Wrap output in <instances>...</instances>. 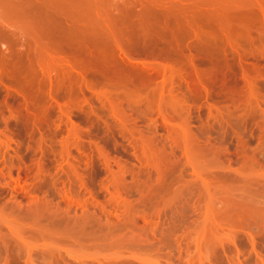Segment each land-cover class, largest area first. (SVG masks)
I'll use <instances>...</instances> for the list:
<instances>
[{"label": "rangeland", "instance_id": "obj_1", "mask_svg": "<svg viewBox=\"0 0 264 264\" xmlns=\"http://www.w3.org/2000/svg\"><path fill=\"white\" fill-rule=\"evenodd\" d=\"M171 1L166 3L171 5ZM176 1L174 4H177ZM193 1L198 0H178V8L172 5L174 9H170L173 12L168 10L169 5L165 13H161L165 7H161V12L160 9L149 10L152 16L146 11V18L142 11L136 13V8L141 10L139 5L135 8V15L139 16H133V20L130 17L134 12L129 9L131 14L127 13L131 8L126 5L128 0H0V17L6 18L13 26L29 20L36 39L43 41L40 45L37 42L32 50L36 53H27L30 57L22 54L23 57L18 58L20 62L18 60L14 72L12 67L6 66V62V65L3 64L0 54V69L3 67L0 70V264H264V34L250 35L247 33L249 30L244 28L243 34L238 30L241 36L237 33L240 40L238 37L236 42L234 37L237 35L223 32L229 40V35L232 36V43L235 42L232 44L230 40L228 43V39H223L224 35L219 32L218 22L216 36L217 26L213 27L215 19L219 21L226 15L220 21L223 24L226 18H229L226 21L234 23L236 20L231 19L234 17L241 18L240 21L243 17L248 18L245 21L251 20L250 13L246 15L250 6L244 9V4L250 0H232L237 1L234 4L236 9L238 4L244 7V12L239 7L242 12L233 17L228 13L232 1L226 0V5L230 3V8H227L226 5L222 7L223 0H218L222 4L210 0L213 2L211 5L206 3L208 0H202L205 3H201V8L196 5L197 8L203 11L208 5L224 15L219 14L220 19L218 15H213L217 18L213 20L212 17L213 22L209 21L212 11L208 7L209 13L207 10L204 12L209 17L205 15L207 23H204L211 29L210 33L215 29V33L212 31L214 37L208 36L207 29H203L202 33L196 30L194 34L187 22H196L195 17L187 18H191L188 4L192 3L195 7ZM77 2L80 7L84 5L87 8L86 11L81 7L78 12L91 13L86 15L83 12L86 16L81 13L82 17L79 12L82 19L76 25L65 18L71 10H76L79 6ZM122 3L127 10L122 5L119 9ZM179 3L189 7L188 12L185 7L180 8ZM203 5L206 6L202 8ZM97 6L103 7L102 11ZM220 7H226L231 18ZM110 9L114 12L111 14L116 27L119 23L128 34L129 28L134 34L133 28L137 29L140 24L138 30L143 27L148 31L147 19H158L159 22L166 17L169 21L172 16V21L178 25V31L174 28L177 31V46H182L180 53L183 51L184 55L194 59L195 68L205 69L204 72L209 70L210 78L214 72L217 73L207 81L213 83L211 91L206 96H196L191 92V85V89L189 86L186 88L189 82L179 76L180 82L176 79V84L169 85L171 88L165 85L169 91H165V86L161 89L153 85L152 92L151 85L149 89L146 87L147 90L145 86L139 87V82H142L139 71L132 70L135 75L139 73L140 79L132 77V72L131 83L123 78L126 75L129 78L130 71L127 70L124 74L129 72L123 76L125 70L119 66L120 71L123 70L121 78L116 72L118 65L114 59H111L114 60L111 69L115 68V77L112 72L109 73L112 77L108 74L111 70L107 69L108 65L103 68L104 61L101 60L103 64L98 66V58L93 60L95 64L92 60L88 63L87 58L84 60L87 65L86 62L83 65L91 68L88 70L86 67L88 71L83 65L81 68L84 71L80 67L76 71L73 69L75 72L83 71V75L76 78L79 72L73 75L72 70L73 79H69L71 76L64 77L68 71L63 73L67 68L63 70L61 67L64 64L61 63H67L64 61L68 55L54 50L69 51L76 43L71 45L75 35V41L80 43L86 38L94 39L85 26L89 24L90 15H96L110 26L113 21L109 18L113 16H106ZM123 9L130 16L125 18ZM197 10L196 13L193 11V16L201 14L197 12L202 11ZM235 10H231L232 13H236ZM183 12L188 14H185V23L182 22ZM140 15L143 21H140ZM199 15L198 19H202L203 15L201 18ZM255 17L252 19L254 25L252 20L250 22L252 27L256 25L257 28L259 22L255 24ZM240 21L237 19L236 22ZM245 21L242 23L246 26L250 24ZM210 22L213 24L209 25ZM236 24L237 27L235 24L234 27L237 29ZM138 30L134 35L127 34L131 42V35L135 37V42L142 36L137 35L141 32ZM204 30L209 33L207 39ZM246 33L253 36L251 38L259 36L260 39L251 40ZM97 36L94 35V40H100L94 44L97 47L107 46L105 39ZM1 37V50L6 51L10 43L7 39L10 38ZM91 39L93 47L88 43L86 45L96 48ZM180 39L184 40L183 43ZM168 40L163 43H168ZM135 42L138 44L136 49L144 44ZM161 42L160 48L163 46L168 51L171 44H166V47ZM44 44L52 47L59 56L49 54L50 47H42ZM173 47L169 52L175 48L178 52L179 48ZM52 49L50 52H53ZM106 50L101 52L106 53ZM139 50L142 51L141 47ZM44 51L50 55L47 54V59ZM138 54L135 56H143ZM61 55H66L65 59ZM49 57L58 60L55 61L58 62L56 66L61 61L62 66L59 64L60 67L53 68V71L54 59ZM139 58L135 61L138 62ZM49 62L53 63L52 67ZM56 68H61L63 74ZM246 73L253 79L249 80ZM116 75L122 83L117 82ZM133 83L138 89L135 85L136 88L132 87ZM155 88H159L157 93L161 95L162 90L164 94L159 97ZM234 88L236 90L232 91ZM229 90L236 96H232ZM246 90L250 94L247 95ZM237 91L243 96L240 93L238 96ZM223 92L225 96L221 95Z\"/></svg>", "mask_w": 264, "mask_h": 264}, {"label": "bare ground", "instance_id": "obj_2", "mask_svg": "<svg viewBox=\"0 0 264 264\" xmlns=\"http://www.w3.org/2000/svg\"><path fill=\"white\" fill-rule=\"evenodd\" d=\"M2 2L4 1V2H6V0H1ZM163 2H161V1H159V0H128V2H127V4H126V2H123L124 4H126L127 5V7L128 6H131V8L129 7L128 8V10H127V7L125 6H123V3L122 4H120V7H119V4L117 5L118 7H119V9H121L122 7H121V5L123 6V8L124 9H126L127 10V13H129V14H131V12H134V14L132 13V15H131V17L130 18H132L133 19V16H136V15H138V14H136L135 15V8L136 7H138L139 5L141 6V10L139 9V8H136V13H138L139 11H142L143 12V17L144 18H146L145 17V15H147V14H145L144 12H146V11H148V14H150L151 13V11L152 10H156V9H160V12H161V10H163V9H161V7H165V9H164V11H162L161 13H165V11H167V6L169 5V4H167L166 2H168V3H170V1L171 0H167L166 2H164V0H162ZM173 1V4H171V5H169L170 7H169V9L168 10H170L171 8H173L174 9V6L176 7L177 6V4H178V0L176 1V3L177 4H174V2H175V0H172ZM172 1H171V3H172ZM181 1V0H180ZM183 1V0H182ZM186 1H188V0H186ZM202 1V0H201ZM205 1V0H204ZM204 1H202V2H200V0H198V1H193V3H194V5H195V7H192L193 5H191L192 3H189V2H187V4L191 7V18L190 17H188L187 15L188 14H186V12H188V8H187V6L185 7V6H183L184 4H182L181 3V5H180V3H179V7L181 8V6H183V8L185 7L186 9H185V11L186 12H183L184 13V19H185V17L187 16V18H189V19H192V17H195V21L196 22H193V20H191V21H189V20H187V22L189 23V25L188 26H190L189 28L191 29V30H193V33L197 30H199V31H201V33L203 32V29H207L208 30V32L210 33V30L211 29H209V27H207V26H205V23H207L205 20H207L206 18H208L209 16V18L211 19L212 17H213V15H218L217 17L219 18V14L221 15V14H223V12H220L219 14L217 13V12H219V11H217V9L215 10V9H210V7L207 5H203L202 6V8L204 7V6H206V9H205V7L203 8L204 10L202 11V9H199V8H197L198 6L201 8V6L200 5H202L203 4V2ZM207 1V0H206ZM205 1V2H206ZM208 1H210V0H208ZM206 2V3H208V4H212L213 2ZM213 1H215V0H213ZM224 1V3L222 4V3H220L221 2V0H220V2L217 0L216 2H218L217 4H222V7H223V5L225 6L226 5V3H227V1L226 0H223ZM230 1H232V0H230ZM240 1H246V2H248V0H240ZM251 1V0H250ZM248 2L246 5L244 4V7L245 6H250L249 7V9H247L248 11H247V13H246V15H248V12L250 13V17L252 16V18H251V20L258 14V17L256 16L255 17V24H257V22H259L258 24H259V26H257V28H255V26L254 27H252L254 24V19L251 21V20H249V21H245L246 20V18L247 17H243V21H245L246 23L247 22H249L250 24H248L249 25V27H248V25L246 26V24H244V23H242L241 21H240V19L237 17V19H238V21H240V23L239 22H236L237 21V19L234 17V18H231V16L229 15V14H231L232 15V17H233V15L234 14H238L239 15V13H241L242 11H240V10H238L239 9V7H241L242 8V6H243V4L242 5H240V4H238L237 5V8L238 9H236V5H234V4H236L235 2H237V1H235V2H233L232 1V3H233V5H232V3H231V8L233 7V6H235V8L233 7L232 9L230 8V6H228L230 3H228V5H226L227 6V8H230L232 11H234L235 9V12L236 13H232V11L230 10V12H229V10H228V13L226 12V7H224V9L222 8V7H220L221 9H223V10H225L224 12H226V14L227 15H229L230 16V18L231 19H233L232 21H234V19L236 20L235 21V23L234 22H231V21H226L227 19H229V18H226V20H225V22H224V24L222 23V22H220V21H222L223 20V18H225L224 16H226V15H224L223 16V18L222 17H220L221 18V20H219V21H217L216 19L214 20V18H217L216 16L215 17H213L212 19L214 20V21H216V23H215V25H213V27H216L215 29H216V34L218 33V30L220 29L221 31H219V32H221V34L223 33V32H227V35L228 34H230V35H237V36H235L234 37V39H235V41L237 42V41H239L240 40V37H239V35L237 34V33H239V31L238 30H241L240 31V33L241 34H243V33H245V31L244 30H249V31H247V33L249 32V34L250 35H252V34H256V33H258V34H256V35H259V33H260V35L259 36H261V35H263L264 34V0H253L252 2ZM185 2V1H184ZM196 2V3H195ZM198 2V3H197ZM204 2V3H205ZM245 2V3H246ZM77 3H79V2H77ZM91 3V2H90ZM129 3V4H128ZM165 3H166V6H164L165 5ZM202 3V4H201ZM215 3V2H214ZM250 3H252V4H250ZM83 4V3H82ZM162 4H163V6H162ZM199 4V5H198ZM250 4V5H249ZM80 3H79V6L76 8V10L74 11L73 10V12H72V10H71V13L70 14H67L66 15V18H65V20H68V22H71V23H74L75 22V24L76 23H79L80 21H81V19L82 18H80V16H79V14L81 15V13H82V15L84 14L83 12H86L87 11V8H86V6H84V5H82L81 7H83V10L85 9L86 11H83V12H78L77 10L79 9V8H81L80 7ZM172 5H174V6H172ZM196 5H197V7H196ZM213 5H216V4H213ZM212 5V7H214ZM93 6V5H92ZM172 6V7H171ZM85 7V8H84ZM94 7V6H93ZM96 7V6H95ZM208 7H209V9H208ZM217 8H218V5L216 6ZM243 7V8H244ZM97 8L100 10V11H102L101 9L103 8V7H98L97 6ZM96 8V9H97ZM176 8H178V6L176 7ZM183 8H182V11H183ZM192 8H193V10H192ZM242 8V9H243ZM91 9V8H90ZM118 9V8H117ZM123 9V14H125V11L126 10H124ZM129 9H131V10H129ZM137 9H139V10H137ZM172 9V10H173ZM196 9H198L197 11H199V10H201L202 12H197V13H201L200 15L199 14H194V16L192 15V13H193V11L196 13ZM221 9H219V10H221ZM234 9V10H233ZM241 9V10H242ZM244 9H246V7L244 8ZM244 9H243V12H244ZM80 10V9H79ZM81 10H82V8H81ZM89 10V9H88ZM134 10V11H133ZM149 10H151L150 11V13H149ZM172 10H170L171 12H173ZM179 11L181 10V9H178ZM207 10V11H206ZM212 11V12H210V15L209 14H206L204 11H206L207 13H209V11ZM223 10H221V11H223ZM237 10H238V12H237ZM100 11H98L99 13H101ZM106 11H108V8H107V10ZM105 10H104V12H106ZM129 11V12H128ZM131 11V12H130ZM138 11V12H137ZM169 11V12H170ZM177 11V10H176ZM189 11V12H190ZM214 11V12H213ZM103 12V13H104ZM109 14H106V13H104V14H106V16L108 17H110V16H113V14H114V12L112 11L111 12V9L109 10ZM141 12V13H142ZM217 13V14H214V13ZM252 12H254V13H252ZM79 13V14H78ZM87 13V12H86ZM91 12L89 11L86 15H89ZM97 13V12H96ZM98 13V14H99ZM111 13H113V14H111ZM177 13V12H176ZM211 13H213V14H211ZM257 13V14H256ZM25 14V13H24ZM111 14V15H110ZM139 14H140V12H139ZM158 14H160V13H158ZM167 14V13H166ZM175 14V13H174ZM173 14V15H174ZM185 14H186V16H185ZM243 14V13H242ZM252 14V15H251ZM256 14V15H255ZM27 15V14H26ZM81 15V16H82ZM85 15V14H84ZM83 15V16H84ZM85 15V16H86ZM126 15V14H125ZM124 15V16H125ZM151 15V14H150ZM155 15V14H154ZM162 15V14H161ZM169 15H171V13L169 14ZM197 15H199L200 17L199 18H201V15H203L202 16V19H203V21H200V20H202V19H198V17H197ZM205 15H207V17L205 18ZM209 15V16H208ZM212 15V16H211ZM25 16V15H24ZM23 16V17H24ZM82 16V17H83ZM84 16V17H85ZM91 16V18L90 19H88V21H87V23H89V24H87V25H85V26H87L86 28L87 29H89V30H87V32H89V31H91V37H92V35H93V38L94 39H96V37H94V35H99L100 36V38L101 39H105L104 40V43H107V46L105 47L104 45H98V46H100V47H97V45L96 44H98V40H100V39H97V41H95L94 39H91V38H89V39H91V40H93L92 42V44H94L95 42H96V44H94V45H96V48H95V46H94V48H92L93 47V45H91L90 43H91V41L89 40H87V38H86V40L84 39V37L82 38V39H84L82 42H84V45H83V43L81 42H79L78 40H76L75 41V39H76V35H75V38H74V42L71 44V45H73L75 42V44H74V46L72 47L71 45V48L69 49V54H68V52L67 51H65V49H64V51L66 52H64V51H60V49H59V51L58 50H54V49H52V47H50L49 45H41L42 47H46V46H48V47H50L48 50V52H49V54L51 53V55H52V53L53 54H55V55H53L54 57L57 55V53L59 54V53H63V54H67L68 55V57H66L67 58V60L65 59V56L64 55H61L64 59H65V61L63 60V58H61V59H59V60H63L64 62H67V63H61V61H60V63L63 65L64 64V66L66 65V67H64V66H62L60 63V66H62L61 68L64 70L65 68H67L65 71H63V73L65 72L66 73V71H68L67 73H68V75H66L65 73V76L64 75H61V76H64V77H66V76H71V74L73 73V72H71L73 69H75V71L78 69V67H80V69L81 70H83L82 68H81V65H83V64H85V62H86V65H87V61H88V63H90V60H96L97 58H98V60H97V62L98 61H100V62H98L99 63V65L98 66H100V64L102 65L103 63H101V60H102V62L104 61V64H103V68H104V66H105V69H106V65H108L107 67V69H111V67H113V66H111V64H113L114 65V60H115V64L116 65H118V66H116V69L118 68V71H116L115 70V68L113 69V70H115L116 72H118L119 73V76L122 78V75H120V72H121V74H122V71L123 70H125L124 72H123V76H125L129 71V73H128V76L133 72L132 70H136V71H139V73H140V78H139V73H138V75L136 74L135 75V71L131 74V75H133L132 77H134V76H138V78L142 81V82H139L140 80H138L137 81V83L139 82V87L141 86V88H142V86L146 89V87H148L147 89H149L150 88V85L151 86H155V87H159V88H163V86H169V85H171L172 83H174L175 81H176V79H178V77L180 76V77H182L183 79L185 78L189 83L187 84V83H184L183 85H186L187 84V87L186 88H189L190 87V85H191V87H192V90H193V88H194V92L191 90V92L192 93H195V95L196 96H203L204 94H205V96H206V94H208L209 93V91H211L210 90V86H211V84H213V83H210V85H209V83L207 82L208 80H211V78L213 77V75H217V73H215L214 72V74H212V72H211V74H212V77L210 78V76L211 75H209L210 74V71L209 70H207L206 72H204L205 71V69H198L197 67L195 68V66H193V61H195L194 59H192L191 57H189V56H187V55H184V52L182 51V53H180L181 52V48H182V46L181 45H179V46H181V48H179L178 46H177V39H176V37L175 36H177V31H178V28H177V26L178 25H175V22H173L174 20H173V18H171L172 16H170V18L169 19H171V20H169L168 21V19H165V20H167L166 21V24L164 23V19L163 20H161V21H159V22H157L158 21V19H156V21H153V19L151 20V19H147V20H145L146 21V23H147V26H148V28H149V32L148 31H146L145 29H143V27L141 28V29H143V30H141V29H139L141 32H138L137 33V35H142L143 37H145V38H147V40H145V38H142V36L139 38V39H143L144 41H139V39H138V41L137 42H144V44H140V47H141V49H142V51L141 50H139L140 49V47L138 48V49H136L137 48V46L136 45H138V44H134L133 42H135V37L133 36L132 37V35H134L137 31L136 30H138V28L139 27H141L140 25H139V27L136 29V28H133L134 29V34H132V33H130V29H132V28H129V34H132L131 35V40H132V42L129 40L130 39V37L128 38V36H129V34H128V32L125 30V29H122V28H120V24L118 23V26L119 27H116L117 25L114 23V16L112 17V18H109L110 20H112L113 21V24H111L110 26H108V23L106 24V22H101V20L100 19H98L97 18V16L95 15V16H92V14L90 15ZM127 16H130V15H126V17L125 18H127ZM139 16V15H138ZM152 16V15H151ZM163 16V15H162ZM178 16V15H177ZM222 16V15H221ZM235 16V15H234ZM243 16V15H242ZM254 16V17H253ZM89 17V16H88ZM179 17H182L181 15H179ZM250 17H249V19H250ZM106 18V17H105ZM130 18L128 17V20H130ZM136 18V17H135ZM142 18V15H140V19ZM151 18V17H150ZM152 18H154V17H152ZM160 18H162V17H160ZM177 18V17H176ZM183 18V17H182ZM219 18V19H220ZM257 18V19H256ZM259 18V19H258ZM139 18H138V20H140ZM184 19H182L183 21L182 22H186V19L184 20ZM199 21H198V20ZM212 19L211 20H209V21H212ZM230 19V20H231ZM245 19V20H244ZM248 19V18H247ZM100 20V21H99ZM134 20V19H133ZM151 20V21H150ZM173 20V21H172ZM176 20V19H175ZM259 20V21H258ZM82 21H84V20H82ZM126 21H127V19H126ZM140 21H143V19H141ZM171 21V22H170ZM204 21H205V23H204ZM252 22V24L253 25H251V22ZM128 22H130V21H128ZM132 22V21H131ZM171 24H170V23ZM213 22V21H212ZM218 22L220 23V27L218 26L219 24H218ZM85 23V22H84ZM84 23H81V25L82 24H84ZM164 23V24H163ZM193 23H195V24H193ZM199 23V24H198ZM236 23H238V28L236 29L235 27H237V24ZM168 24V25H167ZM172 25V26H170V25ZM180 24V23H179ZM197 24L199 25V26H197ZM201 24V25H200ZM203 24V25H202ZM209 24V23H208ZM211 24H213V23H211L210 22V24L209 25H211ZM217 24V25H216ZM234 24L236 25L235 27H234ZM77 25V24H76ZM90 25V26H89ZM114 25V26H113ZM133 25V24H132ZM137 25V24H136ZM135 25V26H136ZM182 25V24H181ZM185 25H187V23L185 24ZM185 25H182L183 27L185 26ZM124 26V25H123ZM143 26V25H142ZM146 26V25H145ZM174 26L177 28V31L175 32V29L176 28H174ZM181 26V27H182ZM187 26V27H188ZM203 26L204 27H206V28H203ZM130 27V26H129ZM182 27V28H183ZM186 27V26H185ZM219 27V29L217 30V28ZM243 27V28H242ZM81 28V27H80ZM83 28H84V26H83ZM145 28H147V27H145ZM147 28V29H148ZM210 28H211V26H210ZM242 28V29H241ZM245 28V29H244ZM257 29V31L255 30V29ZM85 29V28H84ZM128 29V28H127ZM136 29V30H135ZM181 29V28H180ZM189 29V30H190ZM214 29V30H215ZM244 29V30H243ZM0 30H1V32H2V35H4V37L6 36L7 38H10V39H7V41H9L8 43H9V46H8V48L6 49V51H4L3 49V51L1 50V44H0V54L2 55L1 56V59H2V61H3V64L4 65H6V64H8V65H6L7 67H9V68H11L12 69V72H14L15 71V68H17L18 67V58L20 57V56H22V54L23 55H25V54H32V53H36V52H32V50H34V48H35V46H36V44H37V42H38V40L36 39L37 37H36V35H35V32H34V30H33V24L29 21V20H27V19H25L24 20V23L23 24H19L18 26H13V25H10L8 22H7V19L6 18H4V17H0ZM83 30V29H82ZM138 30V31H139ZM187 30V29H186ZM207 30H204V33L205 32H207ZM214 30H212V31H214ZM253 30H255L254 32L255 33H253ZM86 31V30H85ZM123 31H126L127 33H124ZM133 30H131V32H132ZM143 31V32H142ZM181 32H182V30H180ZM184 32H185V30H183ZM211 31V33L213 34V36H211V33H210V35H208L209 33H205L206 34V36L208 35V36H210V37H214V33H215V31H214V33ZM242 31H243V33H242ZM252 31V32H251ZM0 32V33H1ZM5 34H4V33ZM73 32H75V31H73ZM144 32H145V34H144ZM147 32V33H146ZM180 32V33H181ZM190 32H192V31H190ZM70 33V32H69ZM90 33V32H89ZM186 33V32H185ZM187 33H188V30H187ZM198 33V32H197ZM203 33V34H204ZM239 33V34H240ZM246 33V35L248 36L249 34H247ZM252 33V34H251ZM263 33V34H262ZM72 34V33H71ZM82 34V33H81ZM127 34H128V36H127ZM179 34V33H178ZM182 34V33H181ZM189 34V33H188ZM195 34V33H194ZM200 34V33H199ZM199 34L197 35V38H198V36H199ZM241 34H240V36H241ZM2 35H0V36H2ZM74 35V34H73ZM83 35V34H82ZM220 35V34H219ZM222 35H224V36H222V37H224L223 39H228V37H226L225 36V34H222ZM229 35V37H231V41L228 39L226 42H228L229 43V41L232 43V40H233V38H232V36H230ZM70 36V35H69ZM78 36V35H77ZM85 36V35H84ZM89 36V35H88ZM99 36H97V38L99 37ZM136 36V35H135ZM139 36H137V38L139 37ZM166 37V38H164V37ZM186 36V35H185ZM205 36V37H206ZM208 36L206 37V39L208 38ZM217 37H218V34L216 35ZM215 36V37H216ZM221 36V35H220ZM245 36V35H244ZM255 36V35H254ZM258 36V38H257V36L256 37H254V38H257V41H258V39H260V37ZM90 37V36H89ZM203 37H204V35H203ZM216 37V38H217ZM222 37H221V41L223 40L222 39ZM238 37H239V40H238ZM248 37H250V36H248ZM251 37H253V36H251ZM250 37V38H251ZM71 38H72V40H73V36H71ZM70 38V39H71ZM181 38V37H180ZM243 38V37H242ZM247 38V37H246ZM249 38V39H250ZM254 38H251V40L252 39H254ZM2 39V37L0 38V40ZM67 39V38H66ZM162 39H166V40H168L169 42L168 43H166V44H168V45H170V47H173V45H176V46H174V47H178L179 49H177L178 50V52H176V48L174 49V47H173V51L172 52H175V53H172V52H169V51H171L170 50V47H168V45H166V44H164L163 43V41H166V40H162ZM205 39V38H204ZM248 39V38H247ZM248 39V40H249ZM11 40V41H10ZM220 40V39H219ZM103 41V40H102ZM147 41V43H145ZM162 41V42H161ZM183 41L184 40H182L181 41V39H180V42H182L183 43ZM206 41V40H205ZM262 41V40H261ZM40 42H43V41H40L39 40V42H38V44L40 43ZM100 42V41H99ZM137 42H135V43H137ZM160 42L161 43H163L166 47H168L167 49H169L168 51H166L165 49H163V46L160 48ZM170 42H172V43H170ZM224 42V41H223ZM252 42V41H251ZM69 43V42H68ZM77 43H80V44H77ZM86 43H88V44H90L92 47H90V45H86ZM181 43V44H182ZM230 43V44H231ZM233 43H235L234 41H233ZM232 43V44H233ZM239 43V42H238ZM43 44V43H42ZM67 44V43H66ZM70 44V43H69ZM77 44V45H76ZM180 44V43H179ZM224 44V43H223ZM40 45V44H39ZM79 45H81V47L79 46ZM226 45H227V43H226ZM238 45L239 44H237V47H238ZM40 46V47H41ZM87 46H89V47H87ZM184 46V45H183ZM228 46H229V44H228ZM235 46V45H234ZM38 47V46H37ZM67 47V46H66ZM69 47V46H68ZM84 47H87V48H84ZM103 47H104V49H103ZM136 47V48H135ZM165 47V48H166ZM225 47V46H224ZM231 47V46H230ZM242 47V46H241ZM249 47V46H248ZM97 48H100L101 50H106V49H108V50H106L105 52L107 53V51H109L107 54L106 53H102L101 52V50H99V49H97ZM235 48V47H234ZM37 49V48H36ZM43 49H45V48H43ZM50 49H52V51L54 50V51H57V53H55L54 51L53 52H50ZM57 49V48H56ZM73 49V50H72ZM110 49V50H109ZM137 50V51H139V54L136 52H134V50ZM163 49V50H162ZM237 49V48H236ZM259 49V48H258ZM38 50V49H37ZM36 50V51H37ZM41 51H43L42 49H40ZM40 50H38V51H40ZM63 50V49H62ZM70 50H72L71 52H70ZM135 50V51H136ZM185 50V49H184ZM162 51H163V53H162ZM32 52V53H31ZM45 52V53H44ZM43 53H44V55L46 54V59L48 58V52H46V51H44ZM104 52V51H103ZM143 52V53H142ZM168 52V53H167ZM189 52V51H188ZM41 53V52H40ZM72 53V54H71ZM141 53V54H140ZM165 53H166V55H167V57L165 56ZM255 53V52H254ZM27 54V55H28ZM38 54H39V52H38ZM42 54V53H41ZM48 54V55H47ZM71 54V55H70ZM136 54H138L139 56L140 55H143L141 58H139L138 56L136 57L135 55ZM162 54L164 55V56H162ZM173 54H177V56L175 55V56H173ZM185 54H188V53H185ZM240 54V53H239ZM189 55V54H188ZM29 56V55H28ZM38 56V55H37ZM36 56V57H37ZM39 56H40V54H39ZM42 56V55H41ZM50 56V55H49ZM57 56H59V55H57ZM114 58H113V57ZM191 56H192V54H191ZM194 56V55H193ZM192 56V57H193ZM23 57V56H22ZM30 57V56H29ZM33 57V56H32ZM45 57V56H44ZM52 57V56H51ZM51 57H49V58H51ZM163 57V58H162ZM39 58H42V57H39ZM38 58V59H39ZM87 58V61H85L84 62V60ZM137 58V60H138V58H139V61L137 62V61H135V59ZM166 58V59H165ZM196 58V57H195ZM1 59H0V61H1ZM28 59V58H27ZM35 59V58H34ZM43 59V58H42ZM41 59V60H42ZM51 59H54V58H51ZM109 59V60H108ZM111 59H114V60H112L111 61ZM117 59H119L118 61H116ZM21 60H23L22 58H21ZM24 60H26V59H24ZM29 60V59H28ZM45 60V59H44ZM30 61V60H29ZM43 61V60H42ZM50 61V60H49ZM55 61H58V60H55L54 59V63H55ZM62 61V62H63ZM91 61V62H92ZM93 61V64H95V62ZM109 61H111V63L109 62ZM5 62H6V64H5ZM19 62H20V60H19ZM97 62H96V64H97ZM110 63V65L109 64H105V63ZM113 62V63H112ZM116 62H118V63H116ZM135 62V63H134ZM137 62V63H136ZM18 63V64H17ZM29 63V62H28ZM33 63V62H32ZM35 63V62H34ZM49 63H51V66L50 67H52V65H53V63L52 62H49ZM56 63H58V62H56ZM56 63H55V66H53L52 67V70H53V68H55V67H57L58 66V68L60 67L59 66V64L56 66ZM122 65H121V64ZM241 63V62H240ZM2 64V63H1ZM2 64V65H3ZM26 64H27V61H26ZM42 64V63H41ZM45 64V63H44ZM242 64V63H241ZM29 65H30V67H31V64L29 63ZM43 65V64H42ZM41 65V66H42ZM88 65H90V64H88ZM68 66V67H67ZM84 67H85V65H83ZM82 66V67H83ZM91 66H93L92 64H91ZM90 66V67H91ZM97 66V65H96ZM109 66H110V68H109ZM119 66L121 67V66H123L121 69H123V70H121L120 71V69H119ZM124 66L125 67H127V68H124ZM253 66V65H252ZM2 67V66H1ZM33 67V66H32ZM45 67H47L46 65H45ZM83 67V68H84ZM87 67V66H86ZM86 67H85V69H86ZM89 67V66H88ZM87 67V68H88ZM93 67H95V66H93ZM102 67V66H101ZM129 67V68H128ZM3 68V67H2ZM1 68V69H2ZM8 68V69H9ZM43 68H44V66H43ZM60 68V69H61ZM71 69V70H69V69ZM77 68V69H76ZM100 68V67H99ZM103 68H101V69H103ZM250 68V70L252 69L251 67H249ZM257 68V67H256ZM0 69V70H1ZM11 69H9V71H11ZM46 69V68H45ZM49 69V68H48ZM60 69H55L57 72H59V70ZM89 69H91V68H88V70ZM94 69V68H93ZM14 70V71H13ZM51 70V69H50ZM51 70V71H52ZM87 69H86V71H88ZM96 70V69H95ZM112 70V69H111ZM108 71V70H105V71H108V74L110 73V72H112V76L113 77H115L114 75L115 74H113V70L112 71ZM127 70H129L126 74H124ZM199 70H201V71H199ZM42 71V70H41ZM54 71V70H53ZM52 71V72H53ZM61 70H60V73L62 72ZM70 71V72H69ZM74 71V70H73ZM74 71V73H73V75H77L76 73H78V75L76 76V78L80 75V74H82L83 75V71H82V73L80 72V70H78V72H75ZM91 71V70H90ZM141 71V72H140ZM203 71V72H202ZM212 71V70H211ZM249 71V70H248ZM251 71H253V69L251 70ZM31 72V71H30ZM47 72H48V70H47ZM116 72H114V73H116ZM208 72H209V74H208ZM225 72V71H224ZM255 72V71H254ZM54 73V72H53ZM63 73H61V74H63ZM71 73V74H70ZM107 73V72H106ZM204 73H205V75H204ZM249 73V72H248ZM248 73H246V74H248ZM51 74V73H50ZM107 74V75H108ZM109 74V75H110ZM145 74V75H144ZM209 76H207V75ZM251 74V73H250ZM81 75V76H82ZM110 75V76H111ZM118 75V74H117ZM116 75V76H117ZM131 75L129 76V78L128 77H123L126 81H128L129 80V82H131V80H133V79H131L130 80V77H131ZM215 75V76H216ZM253 75V74H252ZM60 76V75H59ZM111 76V77H112ZM119 76H117L116 77V79L119 77ZM219 76V75H218ZM217 76V77H218ZM223 76V75H222ZM72 78H69V77H67V78H69V79H73L74 78V76H71ZM131 77V78H132ZM144 77V78H143ZM242 77H243V75H242ZM246 77H247V75H246ZM246 77H244L243 79H245ZM248 77L250 78L249 80H252L251 79V77H253V76H249V74H248ZM248 77H247V79H248ZM121 78H119V79H121ZM138 78H136V79H138ZM208 78H210V79H208ZM225 78V77H224ZM143 79H145L144 80V82H143ZM180 79V78H179ZM177 80V81H179L180 82V80ZM184 79V80H185ZM219 79H220V77H219ZM78 80H80V79H78ZM123 80V79H122ZM124 80V81H125ZM218 80V79H217ZM120 80H118L117 79V82H119ZM123 81V82H124ZM145 81H146V83H145ZM221 81H222V79H221ZM107 82H109L110 83V81H107ZM133 82V81H132ZM131 82V83H132ZM178 82V83H179ZM183 82H186V81H183ZM220 82V81H219ZM224 82V81H223ZM243 82H244V80H243ZM245 82L246 83H248L247 82V80H245ZM251 82V81H250ZM120 83H122L121 81H120ZM125 83V82H124ZM142 83V84H141ZM144 83V84H143ZM177 82H175V84H176ZM220 83H222V82H220ZM245 83V84H246ZM126 84V83H125ZM129 84V83H128ZM136 83H133L132 85V87H135L136 85H135ZM147 86H146V85ZM175 84H174V86H175ZM225 84V83H224ZM223 84V85H224ZM124 85V84H123ZM135 85V86H134ZM182 85V84H181ZM182 85V86H183ZM222 85V84H221ZM220 85V86H221ZM253 85H255V84H253ZM127 86V85H126ZM130 87H131V84L129 85ZM129 86L127 87V88H129ZM154 86L152 87L153 89H152V92H153V90H154ZM166 86H165V91L167 90V88H166ZM172 86H173V84H172ZM189 86V87H188ZM137 87V88H136ZM135 88L136 89H138V86H136ZM170 87V86H169ZM179 87V86H178ZM191 87H190V89H191ZM224 88H226V86H223ZM159 88H157V90H156V88H155V91H156V93L155 94H158V96L160 95L159 93H157V92H159ZM171 88V87H170ZM174 88V87H173ZM238 88V87H237ZM133 89V88H132ZM146 89V90H147ZM160 89V90H161ZM244 89H246V88H244ZM252 89H253V87H252ZM143 90V89H142ZM170 89H168L167 91H169ZM223 90V89H222ZM227 90V89H226ZM236 89L234 88V89H232V91H235ZM237 90H240V89H237ZM141 91V90H140ZM140 91H138V92H140ZM196 91V92H195ZM230 91V90H229ZM232 91H230V92H232ZM241 91H242V89H241ZM247 91V90H246ZM142 92V91H141ZM238 92V91H237ZM237 92H235V93H237ZM243 92V91H242ZM198 95H197V94ZM228 93V92H227ZM239 93L240 92H238V96H239ZM246 93V92H245ZM245 93H243V94H245ZM248 93L250 94V92L249 91H247V95H248ZM107 94V93H106ZM131 94V93H130ZM140 94V93H139ZM145 94V93H144ZM146 94H148V93H146ZM162 94H164L163 92H162V90H161V95ZM221 94V93H220ZM224 94H226L225 92H223V94H221L222 96L224 95ZM229 94V93H228ZM227 94V95H228ZM231 94V93H230ZM234 94V92H232V96H234L233 95ZM160 95V96H161ZM193 96H195L194 94H192ZM226 95V96H227ZM240 95L241 96H243L242 95V93H240ZM159 96V97H160ZM195 96V97H196ZM225 96V95H224ZM236 96V95H235ZM237 96V97H238ZM110 97V96H109ZM114 97V96H113ZM182 97V96H181ZM250 97V96H249ZM132 98V97H131ZM233 98V97H232ZM244 98V97H243ZM121 99V98H120ZM185 99V98H184ZM205 99V98H204ZM143 100V99H142ZM242 100V99H241ZM179 101V100H178ZM177 102V101H176ZM239 103V102H238ZM223 110V109H222ZM239 114V113H238ZM34 117V116H33ZM264 118V117H263ZM183 119V118H182ZM192 127V126H191ZM202 139V138H201ZM162 151V150H161ZM246 155V154H245ZM21 187V186H20ZM126 208V207H125ZM130 216V215H129ZM134 227V226H133ZM130 229V228H129ZM144 230V229H143ZM135 232V231H134ZM104 236V235H103ZM122 237V236H121ZM129 237V236H128ZM124 241V240H123ZM120 242V241H119Z\"/></svg>", "mask_w": 264, "mask_h": 264}]
</instances>
